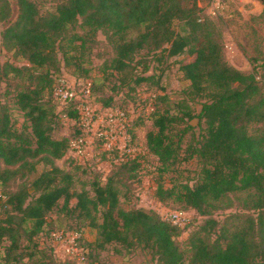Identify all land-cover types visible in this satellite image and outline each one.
<instances>
[{
    "label": "trees",
    "instance_id": "16d2710c",
    "mask_svg": "<svg viewBox=\"0 0 264 264\" xmlns=\"http://www.w3.org/2000/svg\"><path fill=\"white\" fill-rule=\"evenodd\" d=\"M17 1L16 19L1 31L2 45L28 60L3 66L4 74L13 72L27 81L17 92L25 116L20 127L9 105L0 103V241L5 263L78 264L58 257L49 239L57 228L47 227L49 213L57 207L77 218L66 228L83 233L86 225L98 229V249L110 243L118 252L140 247L154 264H264V69H241L228 60L221 27L202 13L199 0H60L46 10L35 0ZM12 12L10 0H0V23L10 20ZM99 32L113 49L103 62L104 79L117 75L115 86L128 89L116 97L96 91L93 80L94 100L129 112L131 105L147 103L150 97L144 98L143 92L151 88L152 108L132 120V140L137 139L138 125L145 120L152 125L143 139L147 151L125 152L108 171L85 178L89 167L67 157L72 140L84 135L76 101L59 108L54 92L62 66L90 76L86 55ZM174 62L188 82L172 102L162 76ZM146 81L154 86L144 89ZM64 117L74 121V128L71 134L58 135ZM150 155L159 163L156 196L204 216L186 239L189 253L180 240L186 225L157 210L122 203L123 197L135 195L134 184L142 179ZM191 159L198 164L195 175L183 176L181 165ZM39 163L45 168L31 178ZM165 173L171 176L169 184L162 180ZM232 194L242 208L216 217L217 209L233 205ZM83 242L88 248L84 235ZM88 254L94 263L89 248Z\"/></svg>",
    "mask_w": 264,
    "mask_h": 264
},
{
    "label": "rangeland",
    "instance_id": "374dc122",
    "mask_svg": "<svg viewBox=\"0 0 264 264\" xmlns=\"http://www.w3.org/2000/svg\"><path fill=\"white\" fill-rule=\"evenodd\" d=\"M35 1L40 8L46 10L53 8L60 0ZM10 2L13 8L12 17L10 20L0 23V103L5 102L9 105L14 123L16 126L20 127L25 120V116L17 103V92L26 85L27 81L21 76L14 75L13 72H10L8 75L4 74L3 66L7 61L23 65L28 63V60L18 55L15 49L6 48L1 43L2 29L16 19L19 11L18 1L10 0ZM199 4L204 8L202 13L214 18L221 27L224 38L225 53L228 60L241 69L252 70V68L256 66L260 71L263 70L264 67L260 68L264 62V18L261 16L264 7L263 2L260 0H199ZM78 29L83 32L82 28L79 27ZM97 37V42H94L91 51H88L86 55V58L88 57V59H91V63L87 62V65L91 67L90 76L85 77L74 74L72 69L66 66H62L61 74L66 75L70 82L77 83L79 89L82 86L81 82H84L85 79L88 78L92 81L94 80V83H96V91H103V93L107 94L114 93L116 97H121L123 95L122 92L124 94L127 93L128 86L123 85L117 88L115 86L119 84L117 75H110V78L104 79L105 74L102 70L105 59L113 55L112 46L106 40L105 35L101 32H99ZM60 58H62L61 54ZM62 63L64 65V61ZM178 66V63L174 62L171 67L164 71L162 76V84L165 86L164 91L168 92L172 102L178 100L183 95L182 88L188 82L183 78V74ZM157 73H159L158 70ZM142 85H144V89L150 85L154 86L150 81H146ZM150 90L152 89L150 88L149 91L143 92L144 98L146 96L153 97V93H151ZM150 101L151 98L147 101L148 105H151L149 103ZM144 103L145 101H139L137 104L131 105L129 110L130 114H126L127 121L130 125L132 123L130 119L136 118L138 113L142 114L143 105H145ZM194 105L198 106L197 103H194ZM59 108H61V106H59ZM102 110L103 109L99 110L100 114L105 112ZM114 120L116 121H111V126L113 129H119V126L116 125V123L119 122V119L115 116ZM62 121L63 122L56 129V133L58 135L71 134L74 128V121L69 117H64ZM194 122H196V120H194ZM151 125L150 120H145L144 124H140L136 127L138 142L137 139L132 140V136L130 135L126 136L122 132H117L116 138L114 139L116 142L115 146L120 147L128 143V145L132 147L134 154L144 153L147 150L143 139ZM87 138L88 146L85 151L80 153V155H77V152H69L67 155V157L70 155V157L73 156L82 160V164L89 167L85 178L93 177L96 171H108L119 154L116 150L109 152V150H106L99 145V141L94 135H89ZM103 150L106 152L105 156L102 155ZM147 158H149L150 161L145 163L142 179L134 184L135 195L132 194L130 200H126L123 197L122 203L127 207L136 205L147 209H154L162 213L164 216L172 211H184L187 217V222L186 229L182 236H180V240L182 241V246L186 252L189 253L187 251L188 246L186 239L189 236L191 229L203 221L204 216L200 215L194 208L186 209L182 204L176 203L172 200L163 201L156 196L155 192L159 179V169H157V166L159 163L157 157H154L153 155L147 156ZM58 162L66 168H70L71 166V164L66 160L64 161V159H59ZM197 167L198 164L196 159L183 162L181 165V168H185V170H183V176L195 175ZM44 168L45 165L39 163L38 171L32 174L31 178L38 175ZM71 168L73 167L71 166ZM162 177V180H164L166 184H169L171 176L168 173H165ZM78 187H80V184H78ZM0 192H3L1 186ZM232 198L234 199L233 205L225 209H217L215 211L216 217L223 219L228 212L240 210L242 208L239 200L235 197V194H232ZM2 199H0V204L2 203ZM76 221V217L70 218L63 212H60L56 207L54 211L49 213V223L47 227H67L75 224ZM97 230L98 229L95 227L86 225L84 231L85 243H87L88 248L90 249V257L95 261V264H97V262L99 264H154L149 252L142 250L140 247L132 252H127L126 249H123L122 252H118L116 251L117 245L110 243L105 249H98L96 246V240L98 238ZM41 239L43 238L41 237ZM3 244L4 242L0 241V264H6L3 258ZM56 255L60 258L66 259L58 254Z\"/></svg>",
    "mask_w": 264,
    "mask_h": 264
},
{
    "label": "built area",
    "instance_id": "2783aa9c",
    "mask_svg": "<svg viewBox=\"0 0 264 264\" xmlns=\"http://www.w3.org/2000/svg\"><path fill=\"white\" fill-rule=\"evenodd\" d=\"M92 80L85 79L81 82L82 86L79 89L77 83L70 82L66 75H61L57 79L55 85V96L60 102V106L63 108L68 105L72 100L76 101V108L79 114V124L84 130V135L75 138L71 143V153L77 152L80 155L87 148L88 136L94 135L98 141H102L101 146L109 152L113 150H119L118 157L115 161L123 159L125 152L134 154L132 147L124 144L120 147L115 146L117 132H122L126 136H131L126 114H130L122 108L116 107H104L101 103L97 102L93 98L92 94ZM151 105L146 103L143 105V113H149L152 108L153 97H150ZM103 109L104 113L100 114L99 110ZM145 109V110H144ZM139 114V113H138ZM115 116L119 119L116 125L119 129H113L111 121L115 122ZM130 119V121H132ZM132 124V123H131ZM117 147V148H116ZM80 163L82 160L76 158ZM1 198V195H0ZM164 216V215H163ZM171 222L184 227L187 222V217L184 211H172L164 216ZM83 231L70 229L66 227H60L53 229L49 232V239L52 243L56 254L64 257L74 259L78 264H95L90 263L88 248L83 242Z\"/></svg>",
    "mask_w": 264,
    "mask_h": 264
}]
</instances>
